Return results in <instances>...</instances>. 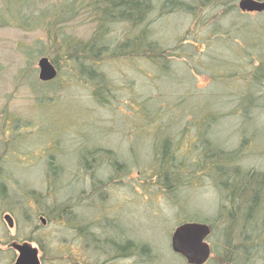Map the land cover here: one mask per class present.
<instances>
[{"label":"rangeland","instance_id":"1","mask_svg":"<svg viewBox=\"0 0 264 264\" xmlns=\"http://www.w3.org/2000/svg\"><path fill=\"white\" fill-rule=\"evenodd\" d=\"M20 1L0 0V264H12L13 241L37 249L41 264H102L111 255L103 244L106 223L147 244L161 264H182L168 249L182 223L212 225L215 253L234 264H260L261 253H249L247 262L232 257L223 240L228 191L219 193L209 170L195 172L192 164L202 163L199 143L206 141L231 153L230 165L242 172H264V105L246 120L239 102L255 91L251 77L264 61V13L240 14L238 1L231 11L217 0H169L177 7L165 14L160 8L168 0H154L146 29L162 56L90 58L84 66L97 75L92 82L75 71L60 41L70 40L69 53L90 43L101 17L90 6L98 10L102 1ZM64 7L73 13L60 17ZM128 35L121 24L103 33L113 44L109 54ZM42 57L57 71L48 84L38 80ZM259 93L264 97L263 86ZM165 139L183 167L175 173L179 185L160 175ZM112 157L119 167H111ZM40 217L50 221L44 229ZM106 232L115 237L116 228Z\"/></svg>","mask_w":264,"mask_h":264},{"label":"trees","instance_id":"2","mask_svg":"<svg viewBox=\"0 0 264 264\" xmlns=\"http://www.w3.org/2000/svg\"><path fill=\"white\" fill-rule=\"evenodd\" d=\"M26 1L27 0H25L24 2ZM101 1L103 7H99L98 10L96 9L97 7H94L93 5L90 6L95 9L96 13L99 16H101L96 20L98 24V32L93 35V39L90 43H86L85 45L78 47L77 51H75L74 49L72 53H69L72 51L70 50V40H67L66 42V40L61 37L60 42H62V46L65 45L66 47L64 52L68 53L66 54L68 60L75 63V71H77L79 74L87 76L88 80L93 82L94 78H96L97 75L92 69H88L84 66V64L90 58L95 59L98 56L110 55L111 57L125 59L128 58L131 60L143 58L149 61L150 55L152 56L153 54H156L158 57L162 56L163 52L159 51L153 42L148 41L147 36L148 29H146V27L149 25L147 19L148 15L153 12L152 3L154 0ZM212 1L216 2V0ZM217 1L222 2V4L220 5H222L223 8H228L232 11L235 9V3L238 0ZM175 2L176 1H165V3L160 8L161 12L167 9L168 11L165 14L172 13L170 12L174 11L172 10V7H177V3L175 4ZM10 3L18 4L19 6L21 4L23 6L22 1L20 0H9V4ZM70 6L72 5L70 4L69 7ZM191 7L192 6H189L188 8L184 9L188 13L189 11L191 12ZM61 10L62 11L60 13V17H64L66 12L73 13V9H69L67 7L62 8ZM57 23L60 24V22ZM57 23L54 22V24ZM118 24L129 26L130 31L133 33V35L131 37L130 35H128L129 37L127 36L126 38H124V40H122V43L114 44L115 48L109 54L110 46L113 44L109 45L108 43L104 42L103 33L105 34L111 26ZM140 26H142V29L141 32H139V34L137 35L136 31ZM52 41L55 44V39H53ZM73 47H75V45H73ZM76 52L79 53L77 54ZM159 54H161V56ZM262 62L264 61L258 62V67H256V69L253 71L251 77V83L255 91L253 90L254 92L251 94L248 92L245 97L239 98V102L244 107L243 109H241L240 113L246 118V120L250 118L249 110L254 108H261V106L264 105V97L260 95V93L257 95V88L259 89L263 86L264 89V79H262L264 71H261V69L264 68L262 66ZM51 64L54 67V64ZM51 82H47V84ZM94 87H96V85H94ZM99 87L100 86H97V89H99ZM97 96L100 102H106L104 96L100 94H97ZM200 137L201 133L196 140H198ZM244 137L245 136L243 135L242 143H247V140ZM199 144L201 151H203L201 161L202 163H200L201 166L199 165V163L192 164L194 165L193 170L195 172L204 169L209 170V172L213 175L212 181L214 186L219 190V193L223 191H228L224 200H227V198H229L232 203V207L230 209L231 211H229L226 215V219L228 217L227 222H225V225L227 224V228L225 229V236H223V240L225 241L226 246L233 250V247L237 244L239 245L238 254H246L243 247L246 248V245L250 246V238H254L255 241L253 242V244H260V246L257 245L258 248H256L254 252L261 253V249H259V247H262V241H264V172H259L255 170H247L245 172H242L240 170V167L230 165L231 162L234 161L231 153L229 154L225 153L222 150L214 149L210 147L209 143L206 141H204L202 145L201 143ZM170 145V142L166 140L163 148L160 149V168L163 169L165 167L166 169L165 171L163 170V174L161 172L160 175H163V178H165L166 182L171 178L176 181V185H179V183H181V178L176 176L175 173L181 172L180 170H182L183 167H181L182 165L180 162L176 164V159L174 155L172 156L170 154ZM106 154L112 156V154L110 155L108 152H106ZM77 160L80 161L79 163L86 162L85 156H81V158ZM109 163H111V167L115 166L116 164V166H118V162L116 159H114V157H112ZM221 164L225 165L222 166ZM228 165H230L231 167H228ZM48 166L51 168L50 163L48 164ZM122 168L124 169V166H122ZM197 168L199 169L197 170ZM50 170L51 169H49V171ZM176 177L179 179H177ZM237 200H239V205H233V202ZM59 213L63 214L67 219H69V217L71 216L68 210L61 209ZM219 218L221 217L219 216ZM77 233L80 232L77 231ZM249 234L253 235V237H251ZM241 246L243 247L241 248Z\"/></svg>","mask_w":264,"mask_h":264},{"label":"flooded vegetation","instance_id":"3","mask_svg":"<svg viewBox=\"0 0 264 264\" xmlns=\"http://www.w3.org/2000/svg\"><path fill=\"white\" fill-rule=\"evenodd\" d=\"M240 14H244V13H240ZM244 15H250V14H244ZM4 194V193H3ZM8 216L10 218V223L6 222V225L8 227V229H13L14 224L12 221V218L9 214L4 213V216ZM3 216V219H4ZM38 221L40 222V229H44L47 227L48 223L50 224L49 219H44L42 217L38 218ZM186 223H182L179 224L176 228L173 229L172 233L170 234V245L168 244V249L170 250V253L174 256H176L181 262L182 264H192L189 263L182 255L175 253L172 250V246H171V242H172V235L174 233V231L179 227L182 226ZM116 228V232L114 233V236L116 237H111V238H106L105 234L106 229L109 227ZM210 227V235L212 233V227L210 225H208ZM104 240H103V244H106V247L109 249V251H111V255L108 256L103 262L102 264H149V263H154V264H161V260L159 259V257L154 256L151 254V249L147 244H143L141 241H137L134 242L132 239L126 238L124 230L122 229V227H118V225H114V223L109 224L106 223V225L104 226ZM39 229H36L35 231L37 232ZM34 231V232H35ZM210 235L205 239V243L209 248V256L207 257L206 261H204L201 264H234V260L229 258H226V254L221 255L219 253H215L214 248L210 245L209 241V237ZM93 241V240H92ZM254 240L250 239V242ZM138 244V245H137ZM258 244H250V246L246 245V248L241 246V248L243 247L246 254H238V249H239V245H235L233 247V255L232 257H234L235 259H237L236 261L238 262V260L240 259L239 257H243L248 258L251 255H253L256 250ZM260 246V244L258 245ZM22 247L23 249H34L37 251V259H38V263L41 264V258H39V254H38V250L31 247V245L29 243H23V242H12L10 244V248L13 250L14 252V259L12 264H15V262L17 261V258L19 257V253H18V248ZM107 249V250H108ZM259 249H261V256H257L258 258H260V264H264V242H262V247H259ZM251 254L250 256L248 254ZM256 257V258H257ZM153 259V260H152ZM246 260V259H245ZM248 260H246L247 262Z\"/></svg>","mask_w":264,"mask_h":264},{"label":"water","instance_id":"4","mask_svg":"<svg viewBox=\"0 0 264 264\" xmlns=\"http://www.w3.org/2000/svg\"><path fill=\"white\" fill-rule=\"evenodd\" d=\"M237 10L244 14L264 13V2L256 0H239ZM38 80L49 82L56 78L57 73L47 58H40L37 62ZM5 221L10 223L8 216ZM210 227L200 223H186L179 226L172 235V250L182 255L189 263L201 264L209 256V248L205 239L210 235ZM19 257L15 264H39L37 251L34 249H18Z\"/></svg>","mask_w":264,"mask_h":264}]
</instances>
